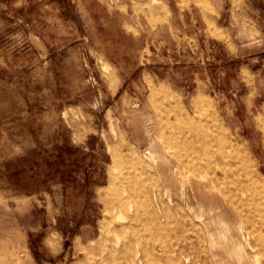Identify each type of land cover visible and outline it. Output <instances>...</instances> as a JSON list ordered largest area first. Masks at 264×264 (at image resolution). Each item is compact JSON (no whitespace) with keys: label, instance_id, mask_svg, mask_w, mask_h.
I'll list each match as a JSON object with an SVG mask.
<instances>
[{"label":"rangeland","instance_id":"374dc122","mask_svg":"<svg viewBox=\"0 0 264 264\" xmlns=\"http://www.w3.org/2000/svg\"><path fill=\"white\" fill-rule=\"evenodd\" d=\"M193 139L225 176L264 180V0H0V264H84L129 236L120 192L152 211L170 172L153 153ZM220 187L218 244L175 224L140 242L167 249L150 264H229L240 226L264 244V219L236 213L264 206V184ZM184 233L198 249L181 253Z\"/></svg>","mask_w":264,"mask_h":264},{"label":"bare ground","instance_id":"6f19581e","mask_svg":"<svg viewBox=\"0 0 264 264\" xmlns=\"http://www.w3.org/2000/svg\"><path fill=\"white\" fill-rule=\"evenodd\" d=\"M177 137L178 135L173 133L169 136L168 140L172 142ZM197 147L198 143L193 139L189 142V148H184L179 152L168 150L162 153L158 150L153 153L155 158L159 159L158 169L162 172L170 171L164 177L163 186L153 189L154 209L150 212L140 211L139 204L133 201L130 188H124L120 192V196L124 201L119 205H115V207H125L131 213V216H128V220L120 226L121 229L127 230V232L130 231V235H125L123 238L118 236L112 241L106 239L100 245L98 252L93 254L88 253L85 256L84 264H150L147 258L148 254L157 255L158 253H165L167 249L162 244H155V246L141 249L140 242L147 238L155 243L160 236V231L162 233V231L167 230L172 225L181 223L184 225L189 224L196 231L194 236L200 244L203 239L200 233L201 225L203 223L206 224L209 234L214 237L217 235L218 237V241L216 239L213 240V246L218 244L222 234L218 221V217L221 214L219 210H223L225 204L223 203V189L220 185L225 183L227 186L240 188V186H249L250 183L253 185H263L264 180L259 176H250V183H243L235 175L225 176L223 173L217 171L215 167L221 165L222 162L213 160L203 163L200 160L202 156L199 153L196 154ZM245 170L246 172L248 171V169ZM164 194H167V200L164 199ZM195 209L203 212L200 216L204 215V211L206 212L207 210L214 213L209 215V217L203 218L201 223L193 220L189 221L190 211ZM263 211L264 206L253 208L248 213L236 209L239 217L255 218L256 216H260L264 219ZM196 215L199 216V212ZM140 224L147 227V229L149 228L148 235L144 236L138 232L136 227ZM150 226H156L159 231H152ZM111 231L113 230H105L106 233ZM232 237L231 242L225 245L227 252L231 256L229 264H254L252 258L259 253L258 248L260 246L264 247V244L259 243V240L255 238V232L253 230L244 232V228L240 226L239 233ZM177 239L176 245L181 253L198 249L193 241V235L189 233L179 235ZM252 239L255 240L252 241ZM246 244L252 249H257L255 255H251L247 251ZM185 255L184 262L189 263V256ZM153 263L156 264V262ZM11 264H26V260L19 255H14ZM177 264L184 263L178 262Z\"/></svg>","mask_w":264,"mask_h":264}]
</instances>
